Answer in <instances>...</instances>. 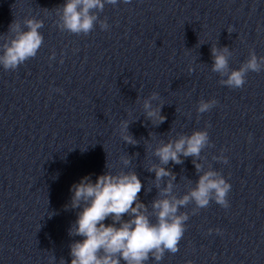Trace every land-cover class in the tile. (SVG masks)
Instances as JSON below:
<instances>
[{
  "label": "water",
  "instance_id": "water-1",
  "mask_svg": "<svg viewBox=\"0 0 264 264\" xmlns=\"http://www.w3.org/2000/svg\"><path fill=\"white\" fill-rule=\"evenodd\" d=\"M64 3L0 0V45L14 22L44 25L34 58L15 71L0 66V264H71L69 246L81 237L68 233L79 210L65 206L85 176L135 172L139 202L155 223L152 202L169 182L180 198L209 170L231 185L229 207L213 200L181 208L189 219L179 251L159 264H264V70L249 72L240 89L211 71L212 47L229 49L231 70L250 52L264 57V0H119L97 13L108 29L98 21L88 35L60 30ZM153 94V109L162 106L165 117L158 126L143 108ZM201 100L217 104L200 114ZM122 121L135 145L122 140ZM195 131H207L213 145L196 160L200 174L194 157L160 164L153 153L161 142ZM153 165L175 179L157 188Z\"/></svg>",
  "mask_w": 264,
  "mask_h": 264
},
{
  "label": "clouds",
  "instance_id": "clouds-1",
  "mask_svg": "<svg viewBox=\"0 0 264 264\" xmlns=\"http://www.w3.org/2000/svg\"><path fill=\"white\" fill-rule=\"evenodd\" d=\"M119 0H65L62 8H58L61 31H68L76 35H88L99 21L101 30H107L106 21H101L97 13L103 12L105 5L115 6ZM131 3V0H122ZM43 21L35 18L26 19L22 29L18 23L10 25L11 39L0 45V66L5 71H15L20 65L37 55L43 44L44 37L39 30L43 28ZM26 29V30H24ZM230 32V30H229ZM213 64L211 71L222 79L223 86L240 89L246 83L249 72L260 73L264 70V57H257L250 52L249 58L238 70H231L229 58L231 52L227 47L218 49L212 47ZM54 55L50 59H54ZM193 71L189 68V73ZM153 94L143 104L144 111L154 125L164 123L165 117L160 114L161 107L153 109L151 100H156ZM216 100L198 104V113H206L216 106ZM128 122L120 125L121 138L125 144L135 145L137 141L128 133ZM207 131H195L190 136H180L175 141L161 142V146L154 150V156L159 158L161 165L169 162L180 164L181 157H194L196 172H202L201 165L196 162L202 150L211 147ZM220 162L227 164L226 157H217ZM130 160L124 159L127 167ZM155 173L156 186L164 177H175L165 167L153 165L147 169ZM142 184L135 172L123 171L112 174L106 172L92 182L90 176L83 177L78 184L72 185L71 201L65 210H79L77 219L69 229V236L81 237L70 244L71 264H146L150 257L157 264L163 259L165 252L175 254L179 251V242L185 232V222L189 215L179 210L190 203L195 210L209 206L210 201L227 209L229 207L227 194L231 185L217 171L209 170L199 175L196 187L180 198L171 195L172 183L169 182L160 192L162 198L152 202V215L156 222L152 223L145 204L139 202L138 194ZM196 211L193 212L195 214ZM128 219L125 220L124 217ZM111 223L106 225V220ZM219 231V230H217ZM211 234V230H209ZM65 264V261H62Z\"/></svg>",
  "mask_w": 264,
  "mask_h": 264
}]
</instances>
